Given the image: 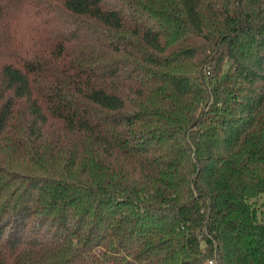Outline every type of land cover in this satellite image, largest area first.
Here are the masks:
<instances>
[{"label":"trees","instance_id":"trees-1","mask_svg":"<svg viewBox=\"0 0 264 264\" xmlns=\"http://www.w3.org/2000/svg\"><path fill=\"white\" fill-rule=\"evenodd\" d=\"M0 55V264H264V0H0Z\"/></svg>","mask_w":264,"mask_h":264},{"label":"rangeland","instance_id":"rangeland-1","mask_svg":"<svg viewBox=\"0 0 264 264\" xmlns=\"http://www.w3.org/2000/svg\"><path fill=\"white\" fill-rule=\"evenodd\" d=\"M5 60L4 55H0V65H2L3 61ZM227 66V65H226ZM225 66V67H226ZM257 202L260 204V202H264V192L261 194L260 197H258Z\"/></svg>","mask_w":264,"mask_h":264},{"label":"built area","instance_id":"built-area-1","mask_svg":"<svg viewBox=\"0 0 264 264\" xmlns=\"http://www.w3.org/2000/svg\"><path fill=\"white\" fill-rule=\"evenodd\" d=\"M208 262H209V264H213L212 260H209Z\"/></svg>","mask_w":264,"mask_h":264}]
</instances>
